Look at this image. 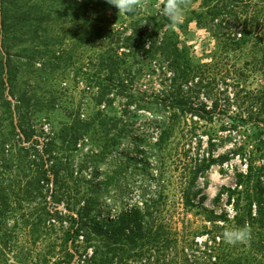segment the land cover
I'll list each match as a JSON object with an SVG mask.
<instances>
[{
	"label": "trees",
	"instance_id": "trees-1",
	"mask_svg": "<svg viewBox=\"0 0 264 264\" xmlns=\"http://www.w3.org/2000/svg\"><path fill=\"white\" fill-rule=\"evenodd\" d=\"M93 1L0 0V264H264V185L254 151L236 187H223L216 197L227 194L233 215L209 209L193 192L200 177L229 162V155L188 162L190 179L176 200L167 180L170 144L178 130L188 139V115L212 122L225 113L235 129L264 133V89H246L251 76L264 75V0H202L200 11L182 24L170 27L160 16L144 26L140 19L129 36L117 38L109 23L89 20ZM192 22L216 41L211 63L195 61L175 31H188ZM61 23L69 26L70 38L84 35L81 27L89 30L84 44L101 41L106 51L74 69L72 51L56 49L50 39ZM128 57L154 61L158 93L133 88L120 69ZM217 60L230 65L221 79L210 77ZM59 70L81 74L95 112L88 118L77 114L59 131L47 117L51 126L41 129L38 92ZM53 107L48 101L46 111ZM140 112L148 117L133 129ZM82 145L89 149L73 179L58 152L72 155ZM111 185L115 204L128 205L102 221L97 200L109 195ZM194 212L204 222L200 227L190 219ZM245 223L251 226L249 241L223 240L226 228Z\"/></svg>",
	"mask_w": 264,
	"mask_h": 264
},
{
	"label": "rangeland",
	"instance_id": "rangeland-1",
	"mask_svg": "<svg viewBox=\"0 0 264 264\" xmlns=\"http://www.w3.org/2000/svg\"><path fill=\"white\" fill-rule=\"evenodd\" d=\"M158 0H149V4L146 8L139 10L134 14L124 15L119 14V11L114 6L107 3V0H94L91 7L92 19L97 18L100 23L107 22L113 29H115V38L121 36V33L125 35H130L132 29V23L134 21L144 19L142 24L156 23L159 21V17L163 16L160 14V10L155 7ZM202 5V0H188L187 5L184 8V18L180 22L182 24L187 19H190L193 11H200ZM91 17V15L89 16ZM113 22L112 24L110 23ZM94 25V22H92ZM98 22H95L97 24ZM115 25V26H114ZM79 25L74 26V30L77 31ZM81 37L77 35L73 38L69 37V26L61 23L60 25H55L51 31L50 39L54 42L55 48L65 47L66 49L72 51L74 69H80L89 57H96L99 53L106 51L107 44L101 41L97 43L84 44L85 38L89 34V30L81 27ZM178 34H180V41L182 44H186L192 49V55L195 61H203V63H211L215 50L216 41L211 36V34L204 30L199 29L195 22L189 24L188 31L181 32L178 27L175 28ZM78 34V33H77ZM49 39V40H50ZM115 42V41H114ZM60 44V45H59ZM62 45V46H61ZM219 61V65L215 71H210V77H217L221 79L223 75H227L226 71L229 68V64H225V61ZM153 60H142L139 57H128L126 59L125 65L121 66V71L126 69V73L129 81H132L133 88H138L140 91H148L150 94L158 93L161 89L159 85L161 78L158 74H153L151 70L150 63L153 64ZM143 67V72L141 75L134 77L139 69ZM132 76V77H131ZM230 80L227 81V83ZM131 83V82H130ZM222 87V83L220 85ZM264 75L257 74V77L251 76L248 80L247 91H258L264 89ZM44 89L49 90L48 94L44 89H40L38 92V97L42 101L39 113L36 114V118L39 122V128H47L50 123H47L45 118L49 117L51 120V125L54 127L55 131L61 129L62 124L68 123L69 119L74 118L80 113L83 117H90L95 112L94 104L90 97L85 96V88L82 80L81 74H76L74 70H62L54 76L52 82L48 86L43 85ZM226 88V85H224ZM243 96V93L241 94ZM224 97V96H222ZM231 97L233 95L231 94ZM48 101L52 102L54 107L51 111H46ZM127 99L123 97L122 103H126ZM209 106L213 105V101H208ZM225 104L224 101H222ZM118 104V103H117ZM235 107L232 108L229 115H234ZM135 112V110L133 111ZM220 113V112H219ZM144 116V117H143ZM148 117V114L143 112L137 113L133 116V129H136L142 119ZM189 123L187 126L190 129L188 139H184V133L178 130L171 141L169 155L171 158L169 160L170 172L167 175V180L171 182L170 191L173 200L180 198V189L182 182H189V170L186 168L199 162V160L206 154H213L215 158L222 155H229L231 160L223 165H214L207 173H205L197 181L193 187V192L196 194V201L198 202L201 198H205L204 204L209 209H214L217 213L222 211L227 212L229 215L234 214L233 205L228 204L227 194L222 196L221 200H216V197L223 187L235 188L237 185V174L240 172H246L248 166L250 165L249 154L254 151L252 156L255 160L253 161L254 167L259 171L261 176V181L264 185V133L255 132L252 127L241 126L238 129L230 126L229 122L226 120L225 113H220L215 117L212 122H207L200 120L197 117H191L188 115ZM42 123V124H41ZM49 124V125H48ZM50 125V126H51ZM197 125V127H195ZM41 128V129H42ZM50 131V130H49ZM187 140V141H186ZM186 141V142H185ZM241 147H245L240 154L235 155V152L240 150ZM89 147L81 146L79 151L73 152L71 155L66 150H61V155L65 157L64 161L71 167V172L74 173L75 179L80 172L85 155L87 154ZM247 151V155L244 152ZM182 156V157H181ZM188 163V164H187ZM186 164V165H185ZM102 165V169H104ZM101 180L103 175H101ZM70 187H75L73 181L69 183ZM89 185L84 184L83 192L87 190ZM112 185L108 187L110 190L109 195H103L97 200L100 210L98 212V217L102 218V221L107 216H114L119 213L126 205H121L120 202L115 204L114 201V189ZM113 196V198L111 197ZM130 199L133 198V194L130 195ZM132 201V200H131ZM130 201V202H131ZM122 203V204H123ZM130 204V203H129ZM107 205V206H106ZM192 221L195 225L200 227L204 224L201 216H198L196 212L191 214ZM72 264H79V261H75Z\"/></svg>",
	"mask_w": 264,
	"mask_h": 264
},
{
	"label": "clouds",
	"instance_id": "clouds-1",
	"mask_svg": "<svg viewBox=\"0 0 264 264\" xmlns=\"http://www.w3.org/2000/svg\"><path fill=\"white\" fill-rule=\"evenodd\" d=\"M107 3L117 8L119 14L129 15L146 8L149 0H107ZM187 3L188 0H158L155 7L166 17L169 26L175 27L184 18V8ZM149 44H146V47ZM222 238L230 245L246 243L251 239V226L245 223L243 227L226 228Z\"/></svg>",
	"mask_w": 264,
	"mask_h": 264
}]
</instances>
